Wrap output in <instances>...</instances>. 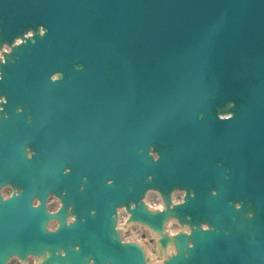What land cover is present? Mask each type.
Segmentation results:
<instances>
[{
    "label": "water",
    "instance_id": "1",
    "mask_svg": "<svg viewBox=\"0 0 264 264\" xmlns=\"http://www.w3.org/2000/svg\"><path fill=\"white\" fill-rule=\"evenodd\" d=\"M3 42L0 264H146L122 206L161 264H264V0H0Z\"/></svg>",
    "mask_w": 264,
    "mask_h": 264
},
{
    "label": "rangeland",
    "instance_id": "2",
    "mask_svg": "<svg viewBox=\"0 0 264 264\" xmlns=\"http://www.w3.org/2000/svg\"><path fill=\"white\" fill-rule=\"evenodd\" d=\"M153 192H150V193H148V196H147V201H152V197H153ZM174 198L175 199H180L181 198V192H176L175 194H174ZM177 228H179V226L175 223V222H171V223H169L168 224V229L170 230V231H174V230H176ZM132 230V233L133 232H136L135 231V228H132L131 229ZM145 231V230H144ZM126 234H127V236H130V231H128V232H126ZM151 243H152V241H150V243H149V247H150V245H151Z\"/></svg>",
    "mask_w": 264,
    "mask_h": 264
},
{
    "label": "flooded vegetation",
    "instance_id": "3",
    "mask_svg": "<svg viewBox=\"0 0 264 264\" xmlns=\"http://www.w3.org/2000/svg\"><path fill=\"white\" fill-rule=\"evenodd\" d=\"M10 264H22V263H19L17 260H13L11 261ZM27 264H35V263L32 259H30Z\"/></svg>",
    "mask_w": 264,
    "mask_h": 264
},
{
    "label": "bare ground",
    "instance_id": "4",
    "mask_svg": "<svg viewBox=\"0 0 264 264\" xmlns=\"http://www.w3.org/2000/svg\"><path fill=\"white\" fill-rule=\"evenodd\" d=\"M154 208H155V209H161V206H160V204L157 203L156 206H154ZM121 220H122V217H121ZM147 254H150V253L148 252ZM155 262H156V261H155Z\"/></svg>",
    "mask_w": 264,
    "mask_h": 264
}]
</instances>
